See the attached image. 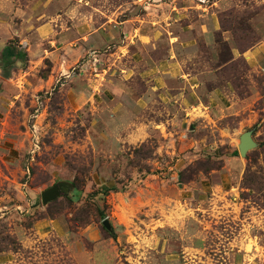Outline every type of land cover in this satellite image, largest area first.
<instances>
[{"label":"rangeland","instance_id":"obj_1","mask_svg":"<svg viewBox=\"0 0 264 264\" xmlns=\"http://www.w3.org/2000/svg\"><path fill=\"white\" fill-rule=\"evenodd\" d=\"M46 1L0 0V35H7L9 28H23L28 15ZM51 1L54 11L72 5L69 0ZM72 1L88 2L92 8H115L131 0ZM202 2L219 19L224 36L215 35L211 48L198 41L196 61L201 69L213 71L214 84L231 87L230 113L236 114L224 117L218 127L232 133L212 136V143L219 145L223 139L222 144L201 153L195 152L188 131L181 137L152 134L142 143L126 144L122 129L108 131L101 124L102 135L87 131L88 114L66 113L57 89L48 96L49 101L43 93L35 97L25 94L26 118L20 119L13 107L9 117L0 110V130L8 127L4 138L16 139L15 133L29 132L19 136V141L26 138V147L18 155L2 159L0 144V264H264V56L250 67L242 57L264 44V0ZM195 12L189 13L191 18ZM232 50L239 54L237 60ZM7 88L0 83V97H13ZM30 100H36L40 110L48 103V116L38 124L29 116ZM246 132L256 144L243 158L247 173L239 183L248 191V202L239 196L234 203L226 196L195 203L178 196V208L173 212L172 203L166 208L169 223L178 222L180 230L167 223L160 231L167 245L158 246L156 229L147 232L143 223L151 220L142 213L143 180L149 176L154 181L153 176H159L177 183V178L170 177L176 170L172 163L181 159H230ZM196 170L192 163L177 176L183 180ZM56 183H67L73 191H61L56 200L43 206L41 193ZM115 203L121 205L117 210ZM42 217L64 218L66 235L35 234L33 225Z\"/></svg>","mask_w":264,"mask_h":264},{"label":"crops","instance_id":"obj_2","mask_svg":"<svg viewBox=\"0 0 264 264\" xmlns=\"http://www.w3.org/2000/svg\"><path fill=\"white\" fill-rule=\"evenodd\" d=\"M69 2L72 5L54 11L48 0L28 15L19 31L9 28L7 35H0V83L13 93L12 98L0 97L5 117L12 115L13 107L20 119L26 118L25 94L43 93L49 101L57 89L66 113L88 114L87 131L102 135L101 124L108 131L122 129L126 144L142 143L152 134L181 137L188 131L195 152L201 153L222 144L223 139L219 145L212 143V136L232 133L218 127L224 117L236 114L230 113L232 89L227 83L214 84L213 71L201 69L196 61L198 41L211 48L215 35L224 36L219 19L207 12L202 0H131L115 8ZM192 11H197L194 18L189 15ZM232 56L237 60L239 54L232 50ZM260 56H264V44L242 57L250 67ZM9 65L12 70L4 75ZM34 102H28L33 107L29 116L38 124L48 116V103L40 110ZM7 130H0L2 159L18 155L26 147V138L19 141L20 137L29 135L24 131L15 133L16 139L4 138ZM232 156L216 161L222 162L220 169L200 172L189 182L178 183L177 175L195 163L193 159L172 163L176 170L170 177L177 178V183L159 176L143 180L142 213L151 217L143 223L147 232L156 229L158 246L167 245L160 231L170 222L166 205L173 204L174 212L180 205L178 196L195 203L230 196L237 203L244 192L239 183L247 163L238 157V145ZM114 206L117 210L121 205ZM168 226L180 230L178 222ZM66 227L64 218H43L32 230L44 237L66 235Z\"/></svg>","mask_w":264,"mask_h":264},{"label":"water","instance_id":"obj_3","mask_svg":"<svg viewBox=\"0 0 264 264\" xmlns=\"http://www.w3.org/2000/svg\"><path fill=\"white\" fill-rule=\"evenodd\" d=\"M255 148H256V144L253 141L250 132L243 133L239 137L238 152L240 157L245 158L247 153L254 150ZM70 189H71L70 185L67 183H56L51 188L41 193L40 195L41 204L44 206L53 202L60 195L61 191H65V190L68 191ZM72 191L73 190L71 189V192ZM103 226L106 229H109L110 227L107 221H103Z\"/></svg>","mask_w":264,"mask_h":264},{"label":"trees","instance_id":"obj_4","mask_svg":"<svg viewBox=\"0 0 264 264\" xmlns=\"http://www.w3.org/2000/svg\"><path fill=\"white\" fill-rule=\"evenodd\" d=\"M217 160H215V159H212V160H203V161H199V162H195L194 164H196L197 165V167H198V170H196V172L194 171L193 173H195V175H192V176H185V177H183V180H179V182L180 183H185V182H189V181H192V180H194L195 179V177H196V175L198 174V173H200V172H203V173H209L210 171H212V170H218V169H220L221 167H222V162H216ZM246 169H247V167H246ZM246 173H247V171H245V173H244V176L246 175ZM246 178V177H245ZM244 178V179H245ZM241 189H243L242 187H241ZM249 189V188H248ZM250 190V189H249ZM76 191V190H75ZM79 192V191H78ZM248 191H244L243 193H242V198L244 199V200H246V199H248L247 197L249 196V194L247 193ZM101 211H99V213H100ZM100 215H101V213H100ZM43 218H46V217H42V218H40L39 220H41V219H43ZM48 218V217H47ZM50 218V217H49ZM38 220V221H39Z\"/></svg>","mask_w":264,"mask_h":264}]
</instances>
